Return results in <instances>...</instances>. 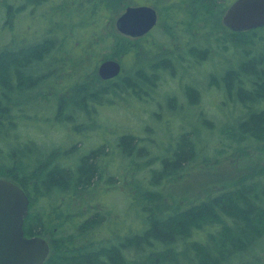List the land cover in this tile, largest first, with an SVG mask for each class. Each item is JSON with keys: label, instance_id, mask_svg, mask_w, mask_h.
<instances>
[{"label": "trees", "instance_id": "1", "mask_svg": "<svg viewBox=\"0 0 264 264\" xmlns=\"http://www.w3.org/2000/svg\"><path fill=\"white\" fill-rule=\"evenodd\" d=\"M109 1L0 0V178L15 182L30 199L26 236L51 239V255L45 264H264V166L226 181L222 190L191 200V204L180 211L163 210L159 201L163 194H157L156 200L148 198V192L137 194L130 204L137 208L138 225L120 234L118 229L108 242L96 241L108 227L109 217L103 211L87 216L81 226L68 235L64 226L58 228V232L51 229V219L45 218L50 213L47 209H53L58 199H72L96 186L102 178L101 162L111 159V146H107V154L102 147L89 149L85 154H80L82 149L65 152L59 147V154L53 157L55 148L39 142L35 136L45 131L44 124L49 130L57 124L61 126L58 121L65 112L64 126L74 124L72 121L77 116L92 118L94 114L88 112V108L101 107L105 103L100 101L104 95L116 91L111 80L106 86L99 76L97 83L103 86H96L85 73L87 66L80 76L69 74L73 69L69 64L74 60L71 51L78 50L79 54L74 53L75 59L85 65L87 56L107 43L108 40L99 37L103 34L101 28L105 27L104 19L109 17ZM96 17L100 22L99 30L89 34L82 45L77 43L72 38L75 27ZM41 19L45 20L44 25L40 24ZM29 21L39 25L38 35L28 32L25 22ZM228 37L232 51L227 50L226 44L211 45L215 51L232 56L218 80L213 75L214 82L210 83L222 97L217 110L220 115H214L212 120L204 117L199 106L200 90L193 84L183 86L186 101L182 106H196L201 129L213 139V145L207 140L209 143L200 144L195 153L193 145L184 138L179 152L174 155L176 160L159 159L158 168L150 171L153 175L145 176L149 180L148 187L161 186L178 175L184 177L189 165L205 161L200 156L212 149L223 150L228 146L245 156L252 150L264 152V28L242 33L230 31ZM67 39L79 49L66 47ZM207 53L209 55L210 49L192 47L189 57L180 58L182 66L188 64L189 67V58L193 56L199 61H208ZM69 57L70 63L67 62ZM171 58L149 62L152 76L156 77L153 80L141 66L136 77L122 80L118 92L126 91L138 99L154 96L152 92L160 78L177 71ZM159 69L165 73L157 76ZM60 70L65 71L66 80H70L68 85L64 83L69 89L66 91L83 95L71 113L69 108L74 99L67 101L60 92L49 88ZM36 109L44 110V115L37 114ZM226 109L234 110L229 119L225 117ZM189 135L186 131L182 133V137ZM116 140V147L128 162L135 159V146L143 141L132 133H123ZM76 154H80L78 161L73 159ZM111 170L116 177L117 171L112 167ZM31 189H36L41 199L47 201L37 213L32 210ZM65 204L69 206L70 201ZM63 215L60 213L57 219H62ZM67 242H73L72 248L67 247Z\"/></svg>", "mask_w": 264, "mask_h": 264}, {"label": "rangeland", "instance_id": "2", "mask_svg": "<svg viewBox=\"0 0 264 264\" xmlns=\"http://www.w3.org/2000/svg\"><path fill=\"white\" fill-rule=\"evenodd\" d=\"M232 1L235 0L109 1L111 3L109 13H107L109 17L104 19L105 27L101 28L103 34L99 37V39L108 40L107 43L100 45L99 50L92 51V55L87 56L88 63L85 65L84 62L75 59L77 57L74 53L79 54L78 50L71 51L74 60L70 63L69 57L67 62L70 63L69 66L73 67L70 70V75L79 74L80 76L87 66L85 73H87L88 79L97 83L99 66L108 59L118 61L122 65L120 76L111 80L113 83L101 81L103 84H107L106 86L112 83L116 91L104 95L100 101L105 103L101 107L93 110L91 107L88 108V112L94 114L92 118L86 119L77 116L72 121L74 122L73 126H64L65 112L64 115H60V121H58L61 126L57 124L52 127V130H49V126L44 124L42 128L45 131L41 130V132L35 133V136L39 142L44 141L48 147L55 148L56 152L54 150L53 157L59 154V147L65 152H70L74 148L82 149L80 154L87 153L89 149L102 147L107 154V146H111V159L105 158L101 162L102 178L96 186L93 185L89 190L81 191L72 199H58L53 209L52 207L47 209L50 213L45 215V218L51 219L52 230L58 232V228L64 226L68 235L80 227L87 216L94 215L97 211H103L109 217L107 218L108 227L96 237V241H99L98 243L108 242L112 236L117 234L118 229L120 234V231L126 228L129 230L130 227L138 225L140 218L135 215L137 208L133 206L134 204H130V200H133L137 194L148 192L150 194L148 198L155 200L158 197L157 194H163V198L159 200L163 210L173 212L179 209L180 211L187 208L191 204V200L195 201L198 197H204L211 191L222 190L226 181H233L238 176L264 166V152L252 150L249 156L241 154L239 156L232 148L226 146L223 150L212 149L200 156L205 161L199 164L194 163L193 166L189 165L184 177L178 175L176 176L178 178L164 181L161 186L157 187H148L149 180L145 178L147 174L153 175L150 171L158 168L159 159H177L174 155L179 152L184 138L187 143L193 145L195 153L200 144L209 143L207 140H210L213 145V139L201 129L202 121L197 114L196 106L190 107L188 104L182 106L186 101L183 86L193 84L200 90L199 106L203 109L204 117H209L212 120L214 115H220L217 110L222 103V97L210 83L214 82L213 75L216 77L215 80H218V76L226 70L228 65L226 63L232 56L226 52L215 51L211 45L218 44L222 47L223 44H226L227 50H233V45L229 42L230 37H228L230 31L223 24V17ZM135 6H151L159 14L157 27L148 35L137 39L121 34L116 28L118 18L126 12L128 7ZM104 14L105 12L102 13V15ZM39 22L42 25L45 24L44 19ZM25 23L30 34L38 35L37 30L40 29L37 23L36 25L31 24L30 21ZM99 27L98 17L92 20L88 19L86 23L75 27L72 38L82 45L88 39L89 34L98 31ZM22 35L20 34L21 38ZM62 35L63 33H60V37ZM65 45L68 48L79 49L69 39ZM194 46L210 49L209 55L206 54L209 57L208 61L202 62L193 56L189 58V67L188 64L182 66L180 58L182 56L189 57L190 49ZM94 53H96V57L93 56ZM167 57H172L171 62L177 71L173 75L168 73L160 78L161 81L152 92L154 96L146 95L142 99H138L126 91L118 92L122 80L136 77L137 70L141 66L149 78L155 79L156 77L152 76V70L148 65L149 62L153 59L158 58L159 60ZM89 63L92 64L90 68ZM164 73L163 69H159L156 75ZM65 80L66 72L60 70L49 88H52V91L60 92L67 101L74 99L69 108L71 111L68 110L71 113L83 95H73L70 91H66L69 90L66 85L70 80ZM78 80L80 81V77ZM96 86L100 88L103 85L97 83ZM73 88L72 86L71 90ZM170 97H175L176 100H170ZM36 112L40 116L45 113L42 109ZM225 113V117L229 119L234 114V110L226 109ZM182 130L190 135L182 137ZM123 133H132L143 140L135 146V159L130 162L125 156H121L122 154L116 147V138ZM80 154H76L73 159L78 161ZM143 154H147V156L142 157ZM112 162L116 167L112 166ZM111 167L117 171L116 177H113L115 173L112 172ZM31 191L32 210L33 213H37L41 211L47 201L41 199L40 193L36 192V189H31ZM67 200L70 201L69 206L65 204ZM138 200L140 201V199ZM60 213H64V215L59 220L57 218ZM72 245L73 242H67V247L72 248ZM88 245L93 244L89 242Z\"/></svg>", "mask_w": 264, "mask_h": 264}, {"label": "water", "instance_id": "3", "mask_svg": "<svg viewBox=\"0 0 264 264\" xmlns=\"http://www.w3.org/2000/svg\"><path fill=\"white\" fill-rule=\"evenodd\" d=\"M159 14L151 6L128 7L116 21L117 30L130 38H142L157 27ZM224 26L242 33L264 28V0H235L223 17ZM122 73L116 60L98 68L99 78L113 80ZM30 212L27 193L15 182L0 178V264H45L51 245L42 236L27 237L25 222Z\"/></svg>", "mask_w": 264, "mask_h": 264}]
</instances>
